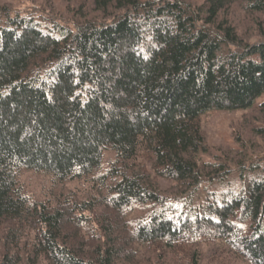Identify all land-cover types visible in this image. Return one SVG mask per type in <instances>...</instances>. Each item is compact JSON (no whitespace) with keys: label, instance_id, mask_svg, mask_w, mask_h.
<instances>
[{"label":"trees","instance_id":"1","mask_svg":"<svg viewBox=\"0 0 264 264\" xmlns=\"http://www.w3.org/2000/svg\"><path fill=\"white\" fill-rule=\"evenodd\" d=\"M65 3L0 5V264H264V0Z\"/></svg>","mask_w":264,"mask_h":264},{"label":"rangeland","instance_id":"2","mask_svg":"<svg viewBox=\"0 0 264 264\" xmlns=\"http://www.w3.org/2000/svg\"><path fill=\"white\" fill-rule=\"evenodd\" d=\"M200 3L203 0H195ZM0 5H8L14 11L31 8H53L62 10L63 16H70L67 10L65 0H0ZM247 115L243 111H210L202 118V128L206 135V143L212 155H220L223 152L230 153V150H235L238 145H235L233 134L239 129L246 140L251 139L248 134ZM247 117V118H246ZM254 126H259L254 123ZM250 155L254 157L264 158V140L253 137L251 139ZM208 158V157H205Z\"/></svg>","mask_w":264,"mask_h":264}]
</instances>
